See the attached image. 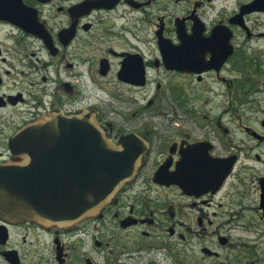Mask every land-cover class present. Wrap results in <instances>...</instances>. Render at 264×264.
Segmentation results:
<instances>
[{"label":"flooded vegetation","instance_id":"1","mask_svg":"<svg viewBox=\"0 0 264 264\" xmlns=\"http://www.w3.org/2000/svg\"><path fill=\"white\" fill-rule=\"evenodd\" d=\"M50 113L140 165L97 216L0 212V264H255L235 233L264 227V0H0V172Z\"/></svg>","mask_w":264,"mask_h":264},{"label":"water","instance_id":"2","mask_svg":"<svg viewBox=\"0 0 264 264\" xmlns=\"http://www.w3.org/2000/svg\"><path fill=\"white\" fill-rule=\"evenodd\" d=\"M11 147L16 159L1 165L0 212L58 226L100 214L140 165L127 159L134 154L125 141L113 142L86 114H45Z\"/></svg>","mask_w":264,"mask_h":264},{"label":"rangeland","instance_id":"3","mask_svg":"<svg viewBox=\"0 0 264 264\" xmlns=\"http://www.w3.org/2000/svg\"><path fill=\"white\" fill-rule=\"evenodd\" d=\"M251 226L250 232H245L243 227L236 228L235 236L237 240L248 243L252 250L250 260H254L255 264H264V227L260 222H251ZM242 242L240 247H244Z\"/></svg>","mask_w":264,"mask_h":264}]
</instances>
